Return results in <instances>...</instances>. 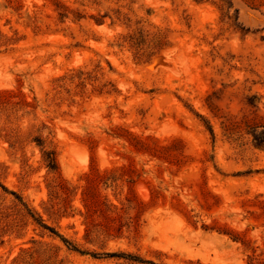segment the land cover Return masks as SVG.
<instances>
[{
    "label": "rangeland",
    "instance_id": "rangeland-1",
    "mask_svg": "<svg viewBox=\"0 0 264 264\" xmlns=\"http://www.w3.org/2000/svg\"><path fill=\"white\" fill-rule=\"evenodd\" d=\"M0 264H264V0H0Z\"/></svg>",
    "mask_w": 264,
    "mask_h": 264
},
{
    "label": "trees",
    "instance_id": "trees-1",
    "mask_svg": "<svg viewBox=\"0 0 264 264\" xmlns=\"http://www.w3.org/2000/svg\"><path fill=\"white\" fill-rule=\"evenodd\" d=\"M70 244V243H69ZM71 248L72 249H76L75 245H71ZM111 254H114V253H111Z\"/></svg>",
    "mask_w": 264,
    "mask_h": 264
}]
</instances>
